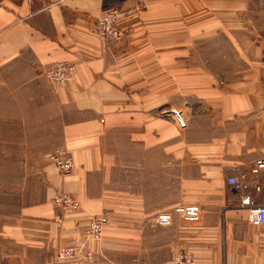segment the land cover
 Returning a JSON list of instances; mask_svg holds the SVG:
<instances>
[{
  "label": "crops",
  "instance_id": "obj_1",
  "mask_svg": "<svg viewBox=\"0 0 264 264\" xmlns=\"http://www.w3.org/2000/svg\"><path fill=\"white\" fill-rule=\"evenodd\" d=\"M105 7L124 38L95 34ZM55 61L76 65L64 87L42 73ZM2 91L12 113L39 115L14 138L63 148L74 167L47 163L0 213V264H172L179 249L196 264H264V225L226 183L244 176L251 191L247 170L264 157V0H0ZM59 191L80 209L60 211ZM194 202L200 223H153ZM88 214L110 218L92 257L57 261Z\"/></svg>",
  "mask_w": 264,
  "mask_h": 264
},
{
  "label": "built area",
  "instance_id": "obj_2",
  "mask_svg": "<svg viewBox=\"0 0 264 264\" xmlns=\"http://www.w3.org/2000/svg\"><path fill=\"white\" fill-rule=\"evenodd\" d=\"M143 3L145 0H138ZM120 15L119 10L113 7L102 9L94 26V32L101 40H120L126 36L127 31L120 29L116 21ZM76 65L68 61H55L42 71L44 77L54 87H64L75 79ZM48 162L52 164L61 176L68 175L73 167V159L65 149L56 148L48 153ZM251 182V191L247 190L246 178L231 174L227 176L226 183L236 191L242 192L240 204L247 209V222L253 226L264 225V157L256 159L247 170ZM51 202L60 211L80 209V202L71 194L55 192L50 197ZM176 213L185 223L192 224L202 216V208L197 204L183 203L176 207ZM173 213L162 211L153 217V223L159 226L171 224ZM110 224L106 214H88L87 224L82 234L72 242L59 246L55 251L57 261H72L90 259V242H98L102 238L105 228ZM172 264H196L194 256L185 249H179L172 258Z\"/></svg>",
  "mask_w": 264,
  "mask_h": 264
},
{
  "label": "rangeland",
  "instance_id": "obj_3",
  "mask_svg": "<svg viewBox=\"0 0 264 264\" xmlns=\"http://www.w3.org/2000/svg\"><path fill=\"white\" fill-rule=\"evenodd\" d=\"M8 94V91L0 92V135H4L0 139V213L12 210V206L19 203L22 196L21 193L24 189V183L34 180L35 173L37 174L44 165L49 163L47 158L48 152L58 148L56 146H41L38 142L43 140L35 138L34 136L24 139L21 135L22 133L18 131L17 137L14 138V129L18 130L20 128L22 119L24 120L25 117H33V120L29 119L25 122L26 133L33 134V124L39 115L12 113L13 100L12 96ZM173 119L176 120V117L173 116ZM116 150L117 152L114 157H119V147H116ZM227 194L229 198H233L230 192ZM194 204L198 205L195 202ZM171 212L174 217L179 218L176 210H172ZM200 221L201 217L192 224L200 223Z\"/></svg>",
  "mask_w": 264,
  "mask_h": 264
}]
</instances>
